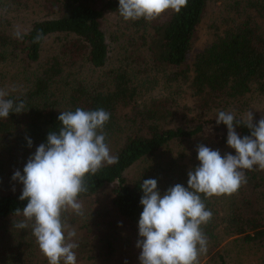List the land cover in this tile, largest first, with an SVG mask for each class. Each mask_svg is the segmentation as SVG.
<instances>
[{
    "label": "trees",
    "instance_id": "obj_1",
    "mask_svg": "<svg viewBox=\"0 0 264 264\" xmlns=\"http://www.w3.org/2000/svg\"><path fill=\"white\" fill-rule=\"evenodd\" d=\"M245 3L238 18L226 19V27L214 32L192 64L189 54L207 0H188L179 13L169 10L160 22L161 15L130 20L138 34L133 48H146V55L131 52L134 63L163 72L171 89L157 96L134 85L136 73L129 65L106 70L110 52L103 19L107 13L122 18L119 0H0V75L7 68L17 70L24 87L6 98L25 101L27 110L0 118V150L8 155L10 172L22 171L36 148L47 143L49 132L60 129L61 112L103 108L110 113L104 131L118 162L86 176L88 191L79 197L83 216L64 214L70 226L84 229L94 240L83 264H140L136 243L143 181L156 179L161 194L176 184L187 187L188 171L199 166L198 145L235 155L227 145L226 125L216 124L219 111L232 112L237 120L251 111L253 123L264 116V0ZM9 9H30L42 17L32 20L18 39L2 24ZM38 32L43 35L36 42ZM83 68L104 71L89 84ZM208 125L217 133L214 140L205 135ZM236 132L250 135L243 125ZM137 164L144 167L128 178L127 170ZM244 171L247 183L237 192L205 199L213 216L202 226L208 246L199 264L206 259V264H232L235 255L245 256L249 264H264V170ZM21 194L20 189L0 192V264H29L34 249L40 251L32 222L26 229L15 227L25 219L15 214L27 204ZM104 194L107 208L89 210ZM81 217L87 222H77ZM125 228L137 232L123 244H133L131 256L115 245Z\"/></svg>",
    "mask_w": 264,
    "mask_h": 264
},
{
    "label": "clouds",
    "instance_id": "obj_2",
    "mask_svg": "<svg viewBox=\"0 0 264 264\" xmlns=\"http://www.w3.org/2000/svg\"><path fill=\"white\" fill-rule=\"evenodd\" d=\"M187 3L188 0H119L118 11L125 21H151L168 10L179 13ZM14 35L23 37L19 29ZM42 35L37 33L36 42ZM8 96L7 90L0 89V118L27 111L25 101ZM109 119L110 113L103 108L61 112L60 129L49 132L47 143H41L28 158L23 174L16 170L12 176L13 181L23 185L19 199L27 201L22 210H15L16 215L25 218L15 227L26 229L32 222V234L48 264H77V233L64 214L71 211L83 216L79 197L88 191L86 176L94 175L104 164L118 162L106 143L104 127ZM221 123L227 127V145L235 155L222 156L219 150L200 144L199 166L188 171L187 187L176 184L161 194L156 179H146L140 185L143 211L136 243L141 249L140 264H199L208 246L202 226L213 216L205 199L237 192L247 183L244 170H264V116L253 123L251 111L246 119L237 120L232 112L222 110L216 117V124ZM238 125L247 127L250 135L241 137L236 132ZM32 143L27 140L28 147Z\"/></svg>",
    "mask_w": 264,
    "mask_h": 264
},
{
    "label": "rangeland",
    "instance_id": "obj_3",
    "mask_svg": "<svg viewBox=\"0 0 264 264\" xmlns=\"http://www.w3.org/2000/svg\"><path fill=\"white\" fill-rule=\"evenodd\" d=\"M247 0H207V7L204 14V17L201 21V24L195 34L192 50L189 54V64H192L194 57L196 54L200 53L207 44L212 40L214 36V32L217 30L221 32L223 28L226 27L224 21L226 19L238 18L236 12H239L241 7H245V2ZM226 6L232 7L229 9V12L225 10ZM169 11V10H168ZM161 14V17L158 22L163 21L166 17L167 12ZM3 17V25L5 29L14 34L17 29L21 32L25 31L30 22L35 19H39L42 17V14L38 11H32L30 9L24 11H16V10H8V13H5ZM260 25H264V23L260 20ZM103 27L106 34L107 44L109 47V60L107 63L106 70L111 68H116L119 66L129 65L133 68L132 74H135V77L132 78L134 85L139 86L143 92L146 94H155L157 96H164L168 94L171 89L169 88V84L165 83V78L163 72H159L156 70H152L142 65V62L134 63L133 57H131V52L135 49L136 53L141 55L146 51V48L141 47L140 49L133 48L132 43L138 42L137 36L135 33L134 27L130 20L125 21L124 19L107 13L103 19ZM151 35V31L147 32ZM137 35V36H136ZM134 40L133 42L131 40ZM128 56L130 58H128ZM16 69L7 68L0 75V89L7 90L10 94H17L18 91L22 90L24 87V82L21 77L17 75ZM104 70H92L90 68H83L84 79L89 84H94L95 81L98 80L99 76L102 74ZM173 85V84H172ZM146 96V95H145ZM205 135L207 138L214 140L216 136V131L212 125H208L205 128ZM7 154L0 150V192H6L9 189H23L22 183L19 181H13L11 176H13L15 170L10 172V165L7 162ZM144 164H137L131 169L127 170L126 176L128 178H133L136 173H139ZM23 174V170L21 171ZM106 195H100L99 199L93 203L92 207L89 210H102L106 209ZM88 211V210H87ZM86 211V212H87ZM87 222L86 219L81 217L80 221ZM76 222V223H77ZM75 222H72L74 224ZM73 228L75 226H71ZM119 229V227L117 228ZM76 230V229H75ZM77 235L74 238L75 242L78 244V248L74 249L77 256V264L85 263V253L87 249H90L94 246V240L89 239L88 235L85 233V230L76 231ZM124 235V237H123ZM137 232L130 231L129 229H124L122 233V240L120 242L116 241L115 245L120 247L121 252L124 254H128L131 256L132 253V243L129 246H124L123 244L127 239L133 240ZM119 236V235H118ZM39 248V247H37ZM133 257V256H132ZM206 260L202 262V264H206ZM29 264H48L46 257L42 254L41 251H36L34 249L33 256L31 259L28 258ZM26 264V263H25ZM61 264L63 262L61 261ZM232 264H249L248 260L245 256H234V260Z\"/></svg>",
    "mask_w": 264,
    "mask_h": 264
}]
</instances>
